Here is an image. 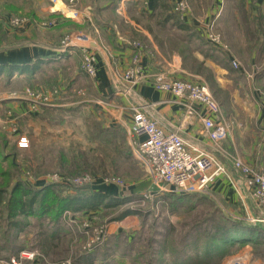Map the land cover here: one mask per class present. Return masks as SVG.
<instances>
[{
	"label": "rangeland",
	"instance_id": "374dc122",
	"mask_svg": "<svg viewBox=\"0 0 264 264\" xmlns=\"http://www.w3.org/2000/svg\"><path fill=\"white\" fill-rule=\"evenodd\" d=\"M15 16L18 15L11 17ZM178 20L181 22L176 17V25L180 24ZM9 28H0V49L19 44H12V36L6 31ZM63 40L56 48L63 47ZM80 51L74 52L73 60L82 72L85 50ZM81 72L74 83L71 78L62 81L59 75L63 70L56 68H49L38 79L21 76L24 80L10 83L4 76L0 78V143L9 142L8 150L13 155L9 161L0 162V171L17 168V181H23L34 191L51 184L50 190L60 198L79 196L89 206L86 209L79 206L81 209L75 212L67 210L71 213L65 212L61 217L59 225L64 227L65 239L58 244V257L46 255L41 246L52 236L51 227L46 224L49 217H41L38 209L17 217L29 230L19 239L15 236L21 233L5 220L8 214L2 209L0 264H64L68 261L74 264H102L103 261L111 264H264V242L234 245L216 258L212 257L210 262L197 258V254L202 257L210 254L204 253V247L210 240L208 233H218L216 223L221 215L248 224L256 222L236 214L209 194L199 193L201 195L195 198L191 195V201H180L171 194L156 192L129 129L134 115L132 108L142 104L139 96L136 93L125 96L127 85L120 78L116 94L120 98L105 101L103 96L90 91L89 76L81 77ZM202 74L204 80L195 82L209 87L222 108L226 123L231 126L230 115L236 108L231 73L214 76L207 68ZM28 89L49 92L57 89L58 94L48 105L34 108L24 99ZM244 91L246 96L249 90ZM8 101L13 103L14 109L7 106ZM99 101H105L107 109L100 106ZM22 135L29 143L26 148L18 146ZM226 151L232 153L230 149ZM12 161L16 163L14 166ZM77 178H81L80 182H76ZM4 179L0 173L1 186H6ZM96 193L99 197H92ZM194 244H198V248ZM13 245L22 247L6 257ZM24 251L34 258L24 256Z\"/></svg>",
	"mask_w": 264,
	"mask_h": 264
},
{
	"label": "crops",
	"instance_id": "0c3cea01",
	"mask_svg": "<svg viewBox=\"0 0 264 264\" xmlns=\"http://www.w3.org/2000/svg\"><path fill=\"white\" fill-rule=\"evenodd\" d=\"M188 1L189 11L182 16L175 10L176 0H78L74 8H67L64 0H0L3 29L9 28L11 16L28 19L22 28L6 30L21 41L0 49V65L24 66L26 72L32 59L41 54L43 63L35 74L43 75L49 68L62 69L61 80L71 78L74 83L81 72L74 65V52L86 49L95 56L97 68V76L89 77L90 91L112 102L120 98L116 96L120 78L132 63L135 41L143 47L142 63L148 71L172 72V76L192 81L204 80L202 71L207 68L214 76L231 73L236 108L230 115L232 123L223 146L254 168L264 170V4L262 0ZM69 9L77 11L79 17H70ZM176 17L182 20L178 25ZM78 33L88 37L87 43L56 48L63 36ZM210 34L219 35L221 43L213 42ZM81 75L87 76L84 71ZM245 89L249 90L246 96ZM137 92L138 101L152 105L151 115L166 131H179L194 147L213 153L226 164L230 177L216 179L210 188L212 197L264 229V210L231 165L232 160L215 150L200 118L187 113L188 98L159 91L152 83L138 86ZM7 106L14 109L13 103ZM46 224L52 236L42 241V249L46 255L58 257V244L65 239L64 227L50 220ZM21 229L16 231L23 235L15 238H24L29 231L28 227ZM2 245L0 238V250ZM13 246V253L6 257L15 254Z\"/></svg>",
	"mask_w": 264,
	"mask_h": 264
},
{
	"label": "built area",
	"instance_id": "2783aa9c",
	"mask_svg": "<svg viewBox=\"0 0 264 264\" xmlns=\"http://www.w3.org/2000/svg\"><path fill=\"white\" fill-rule=\"evenodd\" d=\"M64 1L67 8H74L78 2V0ZM262 2L264 4V0ZM69 10L67 12H70L68 13L70 17H79L77 11ZM175 10L183 16L189 11V3L187 0H176ZM27 22L26 17L15 16L11 17L7 24L14 28H22ZM210 37L213 42L221 43L219 35L210 34ZM88 40L87 36L82 35L75 38L66 36L62 45L63 48L78 46L79 42L87 43ZM132 46L135 49V55L131 65L122 74V79L127 85L124 95L133 93L137 95L138 86L152 83L159 91L188 98V102L185 104L187 113L200 118L204 126V133L220 153L232 160L234 169L242 175L258 206L264 210V170L254 168L238 155H233L223 148V142L228 136L230 126L226 123L222 108L209 87L206 84L172 76V72L146 70L142 63L144 53L142 45L135 41ZM233 65L238 67L237 62H233ZM83 71L91 78L97 76L95 56L86 49L83 58ZM57 94V89L51 92L28 89L24 99L31 102L35 108L38 105H48ZM97 103L107 109L108 104L105 101ZM151 108V104L145 103L134 106L132 108L134 113L132 125L129 129L134 136L136 152L149 172V180L153 189L156 192L167 194L204 193L212 195L210 188L216 179L220 176L230 177L226 165L216 160L217 158L207 153L206 150L194 147L182 137L179 131H166L151 115ZM202 110H206L207 114H204ZM141 136H144L145 139H140ZM28 145L27 137L20 136L18 146L26 148ZM80 180L81 178H77L76 182H80ZM22 254L29 259L34 256L27 251ZM14 264L17 263L14 262ZM64 264L74 263L68 261ZM236 264H240V262H236Z\"/></svg>",
	"mask_w": 264,
	"mask_h": 264
},
{
	"label": "trees",
	"instance_id": "16d2710c",
	"mask_svg": "<svg viewBox=\"0 0 264 264\" xmlns=\"http://www.w3.org/2000/svg\"><path fill=\"white\" fill-rule=\"evenodd\" d=\"M0 28L3 29L1 23ZM63 38H65V36H63L61 40ZM17 41H19V38L17 36L12 38V44ZM56 56L59 57V54H57ZM40 58H43L41 54L32 59V61L28 65L29 69L26 72L24 70V66H18L14 64L10 65L8 68L7 66L0 65V78L4 76L10 83L12 81H18L19 79L24 80V78H22L21 76H25L27 77V79H38L40 76L42 77L43 75H45L43 74L36 76L37 74H35L36 71L40 69V64L43 63ZM4 71L6 72L3 73ZM3 141L4 140L1 141L2 144L0 143V147L3 146V149L0 150V162L2 160L9 161L10 157L13 156L12 153L8 150L11 144L9 142L7 143ZM12 163L13 166L14 164H16L13 161ZM0 173L1 177L5 178L3 181H5L4 183H6V186H1L0 183V211L2 209L7 211L8 216L5 218V220H7L12 228H22L25 223L16 220L17 217L27 215L28 213L34 212L37 209L41 217L47 216L50 218L51 223L59 225L61 217L67 210L75 212L76 210L81 209V207L79 206L83 205V207H85H82L83 209H86L88 206L84 199L79 196H67L60 198V196L57 195L55 191L50 190V188L53 187L50 186L51 184H46L42 189L34 191L32 187L27 186L23 181H17V168H14V170H1ZM99 194L101 197L102 193L100 192ZM99 194L97 196L96 193L94 194L95 196L92 197L97 198L99 197ZM198 194L199 193L171 195H173L174 199H178L180 201H188V199L189 201H191L190 196L192 195V197L195 198ZM216 219L217 217L215 218V220ZM218 219L219 220L216 223V230L218 231V233L216 235L212 232L208 233V235H210L208 236L210 237V240L204 247V253L210 254H207V256L205 257L197 254V258H203L206 262H210L212 257L216 258L218 254H221L224 250L231 249V247L234 245L247 243L249 241L254 244L264 242V229L258 224H248L241 220H232L230 218L228 219L223 215H221ZM235 238L238 240H235ZM197 245L194 244L195 247H197ZM19 250V248H16V251L14 253L19 252ZM199 263L200 262H197L196 264Z\"/></svg>",
	"mask_w": 264,
	"mask_h": 264
}]
</instances>
